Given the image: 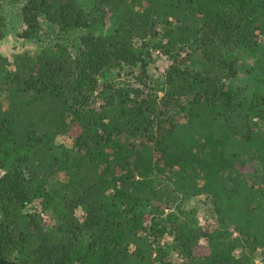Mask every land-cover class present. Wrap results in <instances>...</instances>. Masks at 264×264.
<instances>
[{
    "label": "trees",
    "instance_id": "trees-1",
    "mask_svg": "<svg viewBox=\"0 0 264 264\" xmlns=\"http://www.w3.org/2000/svg\"><path fill=\"white\" fill-rule=\"evenodd\" d=\"M20 12L23 39L42 17L62 33L115 27L82 34L75 54L0 56V264H264V93L239 82L264 79V0H93L88 12L27 0ZM152 40L169 62L157 88ZM120 68L125 86L101 82ZM198 198L210 225L186 208Z\"/></svg>",
    "mask_w": 264,
    "mask_h": 264
},
{
    "label": "rangeland",
    "instance_id": "rangeland-1",
    "mask_svg": "<svg viewBox=\"0 0 264 264\" xmlns=\"http://www.w3.org/2000/svg\"><path fill=\"white\" fill-rule=\"evenodd\" d=\"M27 0H0L3 5L2 11L6 21L5 35L0 41V56L7 59L9 63H13L15 56L19 55H34L40 52L44 48H52L56 45L65 46L70 52L75 54L79 52L81 48V36L84 33H91L95 35H108L112 32L115 27L114 22H109L106 25H100L90 30H77L69 33H62L58 27L48 22L44 17L39 19V28L32 39H23L20 34L23 33L25 25L23 24V18L20 15V8L23 3ZM80 7L88 12L93 5V0H78ZM137 44L141 46L142 41H138ZM154 40H152L148 46L151 50L148 61V74L150 79L148 80L155 88L159 87L162 81V76L169 65L168 60L157 52L154 48ZM147 56V54H146ZM250 60V59H249ZM247 59L244 60V64L247 68H251L254 63ZM8 69L12 70L11 65ZM128 69H111L107 70L101 82H109L118 87L126 85L129 80ZM248 70H246L247 72ZM255 71H252L248 76L243 77L239 80L244 88L245 92L250 93L254 88L260 89L264 93V79L257 76ZM247 74V73H246ZM5 94L0 93V101H5ZM58 144H65L67 146L72 144V140L68 137H59L56 139ZM257 161H253L247 164V173L249 182L258 187L259 185V169ZM4 172H0V177ZM62 176V175H61ZM61 176L59 178H61ZM62 180V178H61ZM186 208H192L196 212L198 222L201 224H209L214 221L215 212L206 198L191 199L185 202ZM30 211H36L31 207L28 208ZM188 209V208H187ZM37 210L42 213V210L37 207ZM82 212H78V216H81ZM46 221H49V215L44 213ZM210 225V224H209ZM172 244L170 237H165L159 243L160 246L165 249L169 248ZM258 264H262L261 260H258Z\"/></svg>",
    "mask_w": 264,
    "mask_h": 264
}]
</instances>
